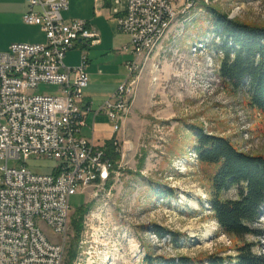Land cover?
<instances>
[{
    "label": "rangeland",
    "instance_id": "374dc122",
    "mask_svg": "<svg viewBox=\"0 0 264 264\" xmlns=\"http://www.w3.org/2000/svg\"><path fill=\"white\" fill-rule=\"evenodd\" d=\"M2 1L0 53L13 43L35 42L44 36L40 27L16 17L21 0ZM87 2L69 0L70 13L82 11ZM208 7L230 19L264 26V0H196L188 11L178 12L155 53L141 59L135 73V84L130 86L135 97L117 133L121 153L116 154L112 141L106 148L116 163L114 169L103 178V186L70 199L65 264H146L149 255L164 262L188 256L204 262L194 264H210L212 256L234 258L244 243L255 244V252L264 256V235L240 239L221 230L211 211L210 169L201 166L194 152V129L200 127L230 139L242 152L264 156V113L250 104L248 89L236 91L221 79L223 40L212 26ZM115 32L110 30L111 38ZM116 34L109 57L115 70L133 59L118 51L127 43L126 34ZM100 80L105 83L95 87L99 95L120 86L116 76L106 74ZM58 92L59 86L51 84H41L36 90L39 94ZM18 163L43 173L57 165L35 156ZM222 197L234 198L236 191ZM83 206L90 209L78 240L72 217ZM258 226L264 229V216ZM40 227L53 241L60 240L47 224ZM159 228L162 235L156 231Z\"/></svg>",
    "mask_w": 264,
    "mask_h": 264
},
{
    "label": "built area",
    "instance_id": "2783aa9c",
    "mask_svg": "<svg viewBox=\"0 0 264 264\" xmlns=\"http://www.w3.org/2000/svg\"><path fill=\"white\" fill-rule=\"evenodd\" d=\"M24 22L38 26L46 40L19 42L0 53V264H65L70 226V199L92 187L103 186L109 165H116L106 148L83 134L91 106L82 105L89 86L88 54L77 66L65 56L78 42L90 47L100 42V31L86 20L67 22L69 0H27ZM127 3L117 19L130 38L123 51L128 77L96 112H104L118 133L135 96L137 51L148 38H159L167 21L194 0H117ZM41 84L58 85V94L36 93ZM121 153V142L113 143ZM32 156L57 165L50 173L18 162ZM15 161V165H10ZM47 224L60 238L53 241L40 227Z\"/></svg>",
    "mask_w": 264,
    "mask_h": 264
},
{
    "label": "trees",
    "instance_id": "16d2710c",
    "mask_svg": "<svg viewBox=\"0 0 264 264\" xmlns=\"http://www.w3.org/2000/svg\"><path fill=\"white\" fill-rule=\"evenodd\" d=\"M208 11L213 28L223 40L221 79L236 91L248 89L250 104L264 113V26L230 19L213 7H208ZM194 133V152L198 162L210 169L211 211L221 230L240 239L249 235L261 238L264 229L258 224L264 216V156L242 152L230 139L207 133L200 127H196ZM113 148L115 150L114 145ZM108 175H105L106 178ZM231 190L236 191V197H222L223 193ZM89 209L83 206L72 217L78 240ZM156 231L159 235L163 234L160 228ZM173 235L178 236L174 232ZM254 245L244 243L239 246L234 258L212 256L210 264H226L227 260L230 264H264V256L255 252ZM76 254L77 251L72 252L71 258H75ZM197 260L182 256L178 259L166 258L164 262L149 255L146 264H194ZM200 263H204L203 260Z\"/></svg>",
    "mask_w": 264,
    "mask_h": 264
},
{
    "label": "crops",
    "instance_id": "0c3cea01",
    "mask_svg": "<svg viewBox=\"0 0 264 264\" xmlns=\"http://www.w3.org/2000/svg\"><path fill=\"white\" fill-rule=\"evenodd\" d=\"M21 1L22 2L20 3V8L15 12L16 17L20 20V22L24 20V14L28 10V1ZM0 2L3 1L0 0ZM126 9L127 3L125 1L117 3V0H88L87 3H84V9L82 11H78L77 13L74 12L73 14H71V6L69 5V9L67 11H64L63 13L64 19L67 22H70L74 19L86 20L90 26L97 27L101 33L99 43L90 47H86L82 42H78L77 46L67 53L64 61L65 64L68 66H77L81 63L83 52L87 51V71L90 75V78L92 77V84H90L89 82V86L87 87L86 94L84 95V102L82 105L91 106L92 111L88 113V115L85 117L86 126L83 129V134L87 138L94 140V142L98 146L104 148H107L108 143L110 141L114 143V141L116 139L119 140V138L117 137V133H115L114 131V124L110 120V118L104 112H99L97 114L96 112L102 108L104 100H107L108 98L113 96L117 89L115 91V89L112 88L108 91L102 92L99 95L97 91H95V87L104 86L103 84L105 83V80L100 79L105 78L106 74L107 76H116L119 79V84H122L124 80L128 77V70L126 64L132 59V57L124 61V63H122V66L116 70L114 69L115 67L113 64L111 67L109 64V57L111 54L110 49H113L111 48V46L113 47V44L115 43V40L118 36L116 33H119V31H121L118 27L117 19L126 13ZM35 27L37 28L38 26ZM110 30L116 31L115 33H113V38H111L112 33H110ZM126 37L128 38L126 39V44H128L130 38L128 37V35H126ZM45 40V35H42V37H40L39 39L36 38L35 42L30 43H40L44 42ZM118 51L129 56V53L123 51L122 48H118ZM141 59H143V57L137 56L138 63H140ZM103 67L105 69H103ZM121 77L122 79L120 80ZM97 135H99V137H97L96 139ZM111 136L112 138H110ZM100 137L105 139V142H101Z\"/></svg>",
    "mask_w": 264,
    "mask_h": 264
},
{
    "label": "bare ground",
    "instance_id": "6f19581e",
    "mask_svg": "<svg viewBox=\"0 0 264 264\" xmlns=\"http://www.w3.org/2000/svg\"><path fill=\"white\" fill-rule=\"evenodd\" d=\"M196 3V0H194L193 2H188L185 5V10L188 11V9H190L191 7H193ZM178 16V12H176V14H174L172 17H170V19L167 21V26L164 27V33L159 34V38H148V43L144 49V51H137V56L138 57H143V58H148L150 56V54H152L154 52V50L159 47L161 41L163 40V38L165 37V35L167 34L168 30L171 28L173 22L175 21V19ZM141 64L137 62V65H135V73L138 69V66H140ZM129 96L131 95V88H129ZM114 169V165H109V171L108 173H110L112 170ZM110 257H107V260H110ZM94 262L90 261V264H93ZM110 264V263H108Z\"/></svg>",
    "mask_w": 264,
    "mask_h": 264
}]
</instances>
